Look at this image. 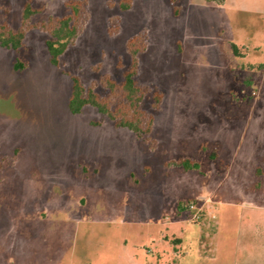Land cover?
<instances>
[{
    "label": "rangeland",
    "instance_id": "obj_1",
    "mask_svg": "<svg viewBox=\"0 0 264 264\" xmlns=\"http://www.w3.org/2000/svg\"><path fill=\"white\" fill-rule=\"evenodd\" d=\"M19 28L0 45V264H264V0H0V33ZM132 36L138 107L119 83ZM70 75L150 131L70 113Z\"/></svg>",
    "mask_w": 264,
    "mask_h": 264
},
{
    "label": "trees",
    "instance_id": "obj_2",
    "mask_svg": "<svg viewBox=\"0 0 264 264\" xmlns=\"http://www.w3.org/2000/svg\"><path fill=\"white\" fill-rule=\"evenodd\" d=\"M174 2L175 0H171ZM69 8V12L66 15L59 17L55 20V26L49 32V36L45 39V46L48 53V59L50 64L53 66H58L59 58L61 54L64 53L66 48L70 43L74 41L78 34V30L74 24V17L79 13V6L74 3H68L66 5ZM129 5L121 4L122 8H127ZM34 9L31 8L30 4L26 2L22 9V24L28 15L33 12ZM52 21V18H49ZM7 34V35H5ZM24 38V30L19 28L16 31H8L7 33H0V45L4 47H10L12 49H18L22 45V40ZM137 37L132 36L127 40L126 46L130 54V63L126 69L122 72V79L119 82L121 89L125 91V96L129 100L130 104L134 107H138L142 100L141 86L138 85L136 80L137 70H138V53L144 50L145 45L141 47H135ZM23 67L21 62H15L14 68ZM71 79V89L67 101L68 110L72 114L79 113L83 106L92 105L100 113L106 114L113 122L115 126L127 127L132 130L138 137L150 131V126L152 124L153 118L149 117L148 127L146 130H142L140 127L141 117L140 115L135 117V119H130L127 117H118L115 112H113L107 103L103 102L93 89L85 88L77 75H70ZM107 88L113 90L117 87V82H115L110 76L106 75L103 81ZM155 96L156 103L154 107L158 105L160 96ZM140 114V113H139ZM178 165L183 166L185 170L192 168H197L198 163L192 161L188 158L180 159L175 162ZM189 203V202H188ZM178 210L183 209L181 202L177 204Z\"/></svg>",
    "mask_w": 264,
    "mask_h": 264
},
{
    "label": "crops",
    "instance_id": "obj_3",
    "mask_svg": "<svg viewBox=\"0 0 264 264\" xmlns=\"http://www.w3.org/2000/svg\"><path fill=\"white\" fill-rule=\"evenodd\" d=\"M254 10H260V8H257V9H254ZM250 11H253V10H250Z\"/></svg>",
    "mask_w": 264,
    "mask_h": 264
},
{
    "label": "built area",
    "instance_id": "obj_4",
    "mask_svg": "<svg viewBox=\"0 0 264 264\" xmlns=\"http://www.w3.org/2000/svg\"><path fill=\"white\" fill-rule=\"evenodd\" d=\"M190 206H192V205H190Z\"/></svg>",
    "mask_w": 264,
    "mask_h": 264
}]
</instances>
